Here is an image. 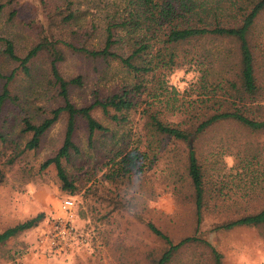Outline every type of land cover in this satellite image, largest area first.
<instances>
[{
	"label": "rangeland",
	"instance_id": "374dc122",
	"mask_svg": "<svg viewBox=\"0 0 264 264\" xmlns=\"http://www.w3.org/2000/svg\"><path fill=\"white\" fill-rule=\"evenodd\" d=\"M191 1L203 4L200 8L197 7L195 13L186 14L182 20L202 25L213 23L217 18L221 23L232 22L249 0ZM41 2L46 5L47 12L52 14L49 24L51 32L64 42L98 45L103 41L102 35L108 21H121L125 17L129 18V15L135 16L139 21L126 26L119 33L121 42L116 46L120 51H127L135 41H144L151 46L158 42L160 29H153V21L148 18L150 13L140 0H0L4 4L0 11V34L12 37L19 52L36 41L37 31L41 27L39 18H44L39 10ZM68 8H71L74 18L64 22L63 17L68 13ZM13 10L16 13L10 20L9 14ZM253 38L255 43L264 48V11L254 26ZM233 48L234 43L224 39L205 38L193 42L189 46L190 56H193L191 61L165 75L168 84L164 88L157 87V83L161 81V71L151 72L147 77L150 81L147 82L148 89L142 91L139 100L150 102L163 119L178 122L183 116L182 102L203 98L211 79L208 73L220 69L219 60L224 57V52L228 53ZM64 53L65 58L59 64L62 75L84 76L83 85L74 87L71 91L70 97L78 105L90 102L95 91H98L100 97H104L132 81L116 62H112L111 66L108 65L109 69L105 70L103 63L94 64L65 45ZM8 64L10 63H4L3 55L0 54V69L7 68ZM10 66L12 68L15 64ZM47 68L45 58L39 56L31 64L32 77L22 74L17 79L16 86L18 89L22 87L19 93L22 110L11 105L16 120L27 114L33 121H38L42 117L41 107L56 104L54 97L45 91L49 80ZM35 80L38 81L35 83ZM33 86L34 90L31 89ZM145 105L144 101L138 104L139 108ZM94 115L110 130L95 137L94 146L91 147L86 131L80 125L75 141L80 146L81 153L74 155L66 164L80 187L74 195H69L60 188L53 166L40 170V164L54 154L61 144L65 115L49 128L38 149L25 151L12 165H4L3 160L8 154L15 152H11L14 147L3 145L0 140V168L5 171L0 184V229L23 222L40 212L44 213V217L35 226L19 233L0 248V264H121L118 255L120 252L115 249L113 240L104 236L112 233L114 228L123 230L127 227L123 233L127 235L128 242L137 244L140 248L160 243L147 230L143 220L131 214L125 215V212L121 213L124 214L121 217L115 209L111 213L112 205L107 203V197L101 199L97 195L86 196L85 191L91 183H95L109 196L117 193L120 199H128L137 204L136 208L143 218L155 223L175 240L194 231L191 201L184 195L185 190H172L173 180L177 178L174 167L178 169L181 162L169 161L167 157L176 151L184 153V146L174 147L168 142L166 147V141L161 140L158 143L160 146L144 158L142 152L147 150L145 134L148 132L143 129V120L137 111L129 112V120L117 128L99 110ZM8 121L11 122L10 116L7 121L1 119L0 124L8 127ZM14 126L17 130L16 124ZM15 134L16 131L12 133ZM156 142L154 146L157 145ZM166 148L174 150L169 152ZM198 148L205 169L208 193L202 224L205 235L222 254L223 264H264V227L239 226L227 231L210 230L211 223L251 212L264 200V187L261 184V178L264 177V168L261 167V162H264V130L249 133L237 126L216 125L202 136ZM253 152H257L256 160L259 164L254 162L253 167L248 164L242 174L234 175V166L247 153ZM133 153L138 155L133 160L137 166L143 164L139 170L128 161ZM68 197L76 205L74 223L81 232L80 243L67 252L38 250L35 245L38 227L51 216L62 215L59 206ZM91 206L96 208L94 218L89 214L85 219L80 218V210L87 212V208L91 209ZM194 257L192 251L186 250L170 264H188L194 261Z\"/></svg>",
	"mask_w": 264,
	"mask_h": 264
},
{
	"label": "trees",
	"instance_id": "16d2710c",
	"mask_svg": "<svg viewBox=\"0 0 264 264\" xmlns=\"http://www.w3.org/2000/svg\"><path fill=\"white\" fill-rule=\"evenodd\" d=\"M140 1H143L146 10L150 13L148 18L153 21V29H160L158 42L152 46L144 41H135L127 51L122 52L117 48L116 45L121 42L119 38L121 30L139 21L133 15L117 22L108 21L103 31V41L98 45H75L64 42L51 32L49 24L53 17L47 12L43 2L39 10L44 18H39L41 27L37 31L36 41L31 46L19 52L12 37L5 33L0 34L2 47L0 54L3 55L4 63L15 64L12 68L8 64L7 68L0 69V120L7 121L8 116L11 117L8 127L6 124H0V140L3 145L9 144L14 147L11 152L15 151L8 154L3 164L12 165L25 151L38 149L49 128L62 115H65L61 144L54 154L40 164V170L53 166L60 182V188L69 195H74L80 187L77 186L76 179L69 172L66 164L74 155L81 153V148L75 141L80 125L86 131L89 146L93 147L94 138L110 130L96 118L95 111L99 110L104 118L116 128L129 120V112L137 111L142 117L143 129L148 132L145 134L147 135V150L142 152L144 158L149 156L150 151L153 152L154 148L160 146L158 143L161 140L166 141V147L170 142L174 147L182 145L185 148L184 153L176 151L167 157L169 161L181 162L178 169L174 167V175H177V178L173 180L176 184H172V190L173 192L185 190L184 195L192 203L195 228L191 234L175 240L155 223L143 218L136 208L137 204H133L128 199H120L117 193L109 196L95 183H91L86 193L84 192L86 196L97 195L101 199L107 197V203L112 205L111 213H113L112 209H115L121 217H124L121 213L125 212V215L126 213L131 214L143 220L147 230L156 240H160V243L157 246L140 248L137 244L128 242L127 235L123 233L127 227L123 230L114 228L112 233L109 232L104 236L113 240L115 249L120 252L118 255L122 261L121 264H170L186 250L192 251L195 256L194 261L188 264H223L222 254L202 229L203 212L208 203L206 198L208 193L205 169L199 157L198 144L204 134L220 124L237 126L249 133L264 130V48L255 43L253 38L254 26L264 11V0L247 1L232 22L221 23L217 18L213 23L202 25L190 24L182 19L186 14L195 13L197 7L200 8L203 3H192L191 0ZM3 7L4 4L0 3V11ZM15 13L16 10H13L9 14L10 20ZM73 16L71 8H68V13L63 17L64 22L72 20ZM205 38L229 40L234 43V48L228 53L224 52V57L219 60L220 69L208 73L211 79L207 83L203 98L184 100L181 104L182 118L178 122H169L160 116L159 111L150 102L145 99L139 100V95L143 90L148 89L147 82L150 81L147 77L154 70L161 71L162 77H159L161 81L157 83V87L164 88L168 84L165 75L187 65L193 58L190 56V44ZM64 45L94 64L103 63L106 66L105 70L109 69L108 65L111 66L112 62H116L132 78V81L130 80L129 83H125L104 97H100L98 91H95L90 102L79 105L74 103L70 97L72 88L82 86L84 76L77 74L65 77L60 72L59 64L65 58ZM39 56L44 57L48 65L49 80L45 91L50 93L57 102L54 105L41 107L42 117L38 121H33L27 114L21 115L16 120L11 105L20 107L22 110L19 96L22 87L18 89L16 81L22 77V74L32 77L31 64ZM171 88L175 89L173 86ZM31 89L34 90V86ZM140 101L146 102L142 108L138 106ZM14 131L16 134L12 135ZM155 142L156 146H154ZM167 150L172 152L174 149ZM137 158L138 155L133 153L128 161L136 167L137 164L133 160ZM256 159H258L257 152L247 153L246 157L234 166V175L242 174L248 164L252 167L254 162L256 165L259 164ZM138 165L136 170L141 169L143 164ZM261 167L264 168V162H261ZM4 175L5 171L0 168V184ZM261 184L264 187V177L261 178ZM95 209L91 206V209L87 208V212L80 210L79 217L85 219L89 214L91 218H94ZM104 216L106 217V214ZM43 217L44 213L40 212L23 222L0 229V248L19 233L35 226ZM239 226L264 227V200L251 212L211 223L210 230L227 231ZM35 245L40 251L58 253L39 246L37 234ZM129 259L131 261H128Z\"/></svg>",
	"mask_w": 264,
	"mask_h": 264
},
{
	"label": "built area",
	"instance_id": "2783aa9c",
	"mask_svg": "<svg viewBox=\"0 0 264 264\" xmlns=\"http://www.w3.org/2000/svg\"><path fill=\"white\" fill-rule=\"evenodd\" d=\"M62 215L48 218L38 227L37 242L39 246L57 252L71 250L81 241V232L75 226V202L70 197L61 201L59 206Z\"/></svg>",
	"mask_w": 264,
	"mask_h": 264
}]
</instances>
